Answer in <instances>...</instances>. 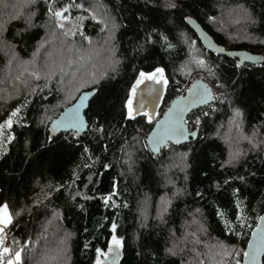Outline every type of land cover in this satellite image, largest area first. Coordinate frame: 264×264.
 <instances>
[{"label":"trees","instance_id":"obj_1","mask_svg":"<svg viewBox=\"0 0 264 264\" xmlns=\"http://www.w3.org/2000/svg\"><path fill=\"white\" fill-rule=\"evenodd\" d=\"M163 1L54 0L55 10L67 8L61 29L45 0H0V124L21 109L0 139V206L11 213L21 264H95L113 235L122 243L119 264H231L233 253L242 261L247 218L255 228L264 213V61L237 67L207 50L186 18L227 50L264 57V0H174V8ZM96 8L116 25L104 40ZM73 25L76 34L63 35ZM157 67L168 80L160 113L190 75L207 73L221 95L215 110L188 118L196 141L159 156L139 133L152 122L128 119L126 107L139 73ZM89 91V132L51 139V122ZM224 249L228 255H217Z\"/></svg>","mask_w":264,"mask_h":264},{"label":"snow or ice","instance_id":"obj_2","mask_svg":"<svg viewBox=\"0 0 264 264\" xmlns=\"http://www.w3.org/2000/svg\"><path fill=\"white\" fill-rule=\"evenodd\" d=\"M27 3H29V4L35 3V0H27ZM45 3L48 5V14L51 17L56 18V21H57L56 27L64 29L65 26H64L63 21L67 20V17H65L63 13L67 12V8H64L63 11L55 10L54 6H53L54 0H45ZM167 6L174 8V7H176V4H175L174 0H168ZM92 19L96 20L97 23H103L106 26L105 20H97L95 15H92ZM249 19L251 20V17H249ZM252 22H254V21H252ZM112 27H113V29L116 28V25L114 22H113ZM78 30H79V26L73 25V28L65 30L63 32V35H65V36H68L70 34L75 35ZM80 35L83 37L84 40H89V38L87 36H84L82 31L80 32ZM89 43H90V41H89ZM69 63H71V61H69ZM116 63H118V61H116ZM196 63L200 66H204V64H205L204 60H197ZM237 67H239V65H237ZM61 71H63L62 68H61ZM208 71L210 74L212 73V69L209 68ZM30 75L35 76L37 79L40 78L39 74L35 71L30 73ZM53 75H55V72L51 68H49V72L46 74V78L50 80ZM17 79H19V77H17ZM145 81L155 82L156 84H162L165 87L168 85V80L164 77V69L163 68L157 67V68H155L154 71H151V72L141 71L139 73V76H138L135 84L132 86L131 94H130V97L127 101L126 107H127V118L128 119L134 118V114H133L134 110H133L131 97L136 94L137 88L141 84H143ZM25 86L27 87L26 82H25ZM202 87H203L202 93L194 92V90L192 88L188 89L190 96H191V101H190L191 103H195V102L205 103L208 100L214 99L211 89H209L207 85H203ZM33 91H35V89H33ZM184 101H185V98L180 97L177 102H174L175 106L173 108H171L168 113H165V117H166L165 122H164L165 123V130H164V134H163L162 139L174 138V139H177V142H178V139L180 137H186L187 135H192V136L196 135L195 132L189 133L187 128L185 127V125L187 124V121L184 119L183 112L186 110V107H179V105L182 104ZM83 102H84V98H81L80 104L82 105ZM78 108H79V105L77 106L76 109L72 110V112L65 110V113L61 114L59 121H52L53 125H55L57 127L62 126V125H66V126L76 128L77 131H79V129L85 127L84 121L82 119H80V117H79ZM20 111H21V109L19 107L16 108L15 110H13L10 113L8 119L4 122V124H0V136H3V129L5 127H7V128L12 127L13 118L17 117V115H18V113H20ZM143 115L145 117H147L148 123L152 122V116L148 112H144ZM205 115H206V113H205ZM235 116L240 117L241 113L237 110L235 112ZM169 119L172 120L171 124H169ZM41 123H43V120L41 121ZM193 123H194V125H199V123H200L199 117L195 118ZM97 130L100 132H103L102 128H98ZM11 139H12V137L8 136V140H11ZM85 151L87 152L88 149L85 148ZM238 156H239V153L231 154L229 163H231ZM105 167H107V166H105ZM89 179H91V178H89ZM241 179H243V178H241ZM85 198L87 199L88 197H85ZM105 203H107V198H105ZM237 207H239V203H238ZM17 215H19V213H17ZM220 215L222 216L223 213H220ZM259 220H260V224L257 225V228L259 229V231H258V233H253V236L255 238V245L253 244L252 241H250L249 242L250 251H245L243 253L245 260L248 261L250 259L252 264H256L257 256L261 252H264V216L259 217ZM237 221L240 222V227L243 228L244 227L243 218L240 215H237ZM11 222H12V217L8 212L7 205L0 207V264H21V251L17 250L13 253V251L9 247L5 246L4 230L9 224H11ZM225 226H226V228H230V226L227 223ZM112 231L113 232L116 231V224L115 223L112 224ZM86 247H87V245H86ZM121 247H122L121 240L118 239L115 235H113L111 243L108 246V253H103L100 251V249L96 250L97 258H96L95 264H103V261L100 259V257L103 256V257H105V259H107L109 253L112 254L113 257L117 256L119 253L116 250L120 249ZM220 247L222 249L224 248L223 245H221ZM167 251H168V254H170L172 256H175L178 254L175 245L173 246V248H170ZM221 254L228 255L226 249H224V251L222 253H217V255H221ZM236 255L239 256L240 254L236 253ZM5 257H7V260H5ZM112 264H115L114 259L112 261ZM200 264H203V262L201 261ZM236 264H240L239 260L236 261Z\"/></svg>","mask_w":264,"mask_h":264},{"label":"water","instance_id":"obj_3","mask_svg":"<svg viewBox=\"0 0 264 264\" xmlns=\"http://www.w3.org/2000/svg\"><path fill=\"white\" fill-rule=\"evenodd\" d=\"M186 23L187 25L194 31V33L198 36L200 42L202 43V45L209 51H211L212 53L218 55V56H226V57H230V58H234L238 60V65L239 67L243 66V65H252V66H258L260 64L263 63L264 61V57L262 55H258V54H253L251 52L248 51H235V50H227L225 47L217 44L215 42V40L213 39V37L203 29V27L193 18L191 17H187L186 18ZM152 83L150 81H145L143 84H141L137 90H136V94L134 96L131 97L132 99V105H133V109L137 108V103L140 104L141 101H143V99L140 98H147V103L149 102V104H147L146 102V108L147 110H151L150 111V115L152 116V124H153V128L150 131L147 139H146V144L148 149L151 151V153L155 156H159L161 154V152L167 148L168 146H175V147H181L187 144H190L191 142H194L198 139L199 137V130L195 129V130H191L188 124V118L190 117V115L200 109H204L206 107H208L210 104H212L214 102V99L208 100L205 103H200V102H195V103H191V96L189 91H187L184 95L182 96H178L176 97L171 104L169 105V107L167 108V110L164 112V114L160 117L158 116V106L154 109V105L152 104L151 99V95L148 96L147 95V91L148 87L150 86L149 84ZM203 85H207L209 89H211L212 94H213V87L211 84H209L208 82L199 79L196 80L192 83V85L190 86V88H192L194 90V92H199L202 93L203 92ZM189 88V89H190ZM143 90V92H142ZM163 93V86H162V90H160ZM96 95V91H89V92H84L82 93L78 99L71 105L69 106L67 109L69 112H72V110L76 109L77 106L79 105L78 108V113H79V117L80 119H82L84 121L85 127L79 129V131H77L76 128L74 127H70V126H66V125H62V126H55L53 125V123L51 122L50 126H49V131H50V138H54L59 134L62 133H74L76 138H80L82 136H84L86 133L89 132V130L92 128V126H90L87 118H86V112L89 109V105L90 102L92 101V99L95 97ZM180 97H184L185 101L179 105V107H186V110L183 112V116L184 119L187 121V124L185 125V127L187 128L188 132H195L196 135L192 136V135H187L186 137H180L178 139H174V138H166V139H162L163 134H164V130H165V113H168L169 110L171 108H173L174 102H177L178 99ZM214 97V96H213ZM84 98V102L81 105L80 104V99ZM140 99V102L138 101ZM65 110L61 113H65ZM147 112V111H145ZM144 112L140 113V115H143ZM134 114V113H133ZM138 115H134V118H136ZM61 115H59L57 118H55L53 121H59ZM172 123V120L169 119V124ZM54 129V130H53ZM264 216V213L261 215ZM260 216V217H261ZM260 224V220L258 219V223L257 225ZM256 227L253 229L250 238L247 242L246 245V249L245 251H250L249 249V242L252 241L253 244L255 245V238L253 236V233H258L259 229ZM244 251V252H245ZM118 252V251H117ZM113 259L115 260V264H119V254L115 257L110 258L109 260L105 261V264H112ZM240 264H252L251 260L249 259L248 261L245 260L244 256L242 258V261L240 262ZM256 264H264V252H261L258 256H257V260H256Z\"/></svg>","mask_w":264,"mask_h":264},{"label":"rangeland","instance_id":"obj_4","mask_svg":"<svg viewBox=\"0 0 264 264\" xmlns=\"http://www.w3.org/2000/svg\"><path fill=\"white\" fill-rule=\"evenodd\" d=\"M166 1H168V0H166ZM163 3H164V5L167 6V4L164 1H163ZM234 14H236V13H234ZM92 15H95L97 20H105L106 21V26H105V24L100 23L101 24V28H102V32H103V36H104V38H102V39L103 40L106 39L109 36V32L113 28L112 27L113 20L109 17V13L105 12V10H103L102 8H100V9L96 8V9L93 10ZM229 27L230 28L227 27L228 31L227 32L225 31L228 35H230V33H232V30H230V29L233 26L229 25ZM204 72H206V71H204ZM206 74L207 73H203L202 75H201V73L200 74H195L197 78L194 75H190V77L187 80L188 81V85L186 87H188V89H189L190 86L192 85V83L194 81H196V80H199V79H202V80L208 82V79H206ZM152 83H154V87L150 86V88H149V90L152 92V94H150L151 95V101H152V104L154 105V109L158 106V114L157 115L161 117L164 114V112L167 110L166 109L162 113H160V111H159V109L161 107V103H162V98H163V93H164V90H165V86H163L162 84H156L155 82H152ZM162 86H163V93L160 92L159 93V97H158L156 95L157 94L156 91H157V89L162 90ZM213 90H215L214 92L217 93L216 87L214 85H213ZM145 92H148V91H145ZM193 121H194V119L191 121V125H194ZM139 133L142 135L143 141H146L145 140L146 134L149 135L150 132H147V131H144V130H140ZM0 139H2V136H0ZM243 220H245V219H243ZM250 223H251V225L253 224V219H251V218L248 219L247 224H250ZM112 256L113 255L109 253L107 259H110ZM103 259H105V257H103ZM107 259H105V260H107ZM237 260H239V256H237L236 253H233L232 256H231V264H236ZM21 261H22V259H21ZM239 262H241V261H239Z\"/></svg>","mask_w":264,"mask_h":264},{"label":"built area","instance_id":"obj_5","mask_svg":"<svg viewBox=\"0 0 264 264\" xmlns=\"http://www.w3.org/2000/svg\"><path fill=\"white\" fill-rule=\"evenodd\" d=\"M188 91V87H186L183 91H182V94H180V96L184 95L186 92ZM215 90H213V96H214V102L212 104H210L208 107L204 108V109H211V110H215L216 108V105L221 101V95L217 92L215 93L214 92ZM148 137V134H146V138L145 140L147 139ZM145 144H146V141H145ZM147 146V144H146ZM249 218H247L248 220ZM247 222V221H246ZM247 226V224L245 225V227ZM254 227H251V225H248L245 229H246V232L249 233V235H251L252 231ZM5 246L9 247L11 250H12V244H11V241H12V234L9 233L8 229L5 230ZM250 238V237H249Z\"/></svg>","mask_w":264,"mask_h":264},{"label":"flooded vegetation","instance_id":"obj_6","mask_svg":"<svg viewBox=\"0 0 264 264\" xmlns=\"http://www.w3.org/2000/svg\"><path fill=\"white\" fill-rule=\"evenodd\" d=\"M149 85H150L151 87H152V86L154 87V83H150ZM150 86L148 87V90H147V91H148V92H147V95H148V96H150V94H152V92L149 90ZM142 92H143V90H142ZM156 92H157L156 95L159 97V93L161 92L160 89H157ZM140 99H143V101L140 102ZM140 99L138 100V101L140 102V104L137 103V108H136V109H135V108L133 109V110H134V115H138V114L140 115V113L145 112V111H147V112L150 114V111H151V110L148 111L147 108H146V106H147L146 103H147V100H148V99H147L146 97H145V98L142 97V98H140ZM150 100H151V99H150ZM145 102H146V103H145ZM147 104H149V102H148ZM151 113H152V111H151ZM140 116H142V115H140Z\"/></svg>","mask_w":264,"mask_h":264},{"label":"crops","instance_id":"obj_7","mask_svg":"<svg viewBox=\"0 0 264 264\" xmlns=\"http://www.w3.org/2000/svg\"><path fill=\"white\" fill-rule=\"evenodd\" d=\"M4 205H2V206H0V207H3ZM8 208V207H7ZM8 212H9V214L11 215V213H10V211H9V208H8ZM10 226V224L5 228V230L6 229H8V227ZM5 230H4V232H5Z\"/></svg>","mask_w":264,"mask_h":264}]
</instances>
